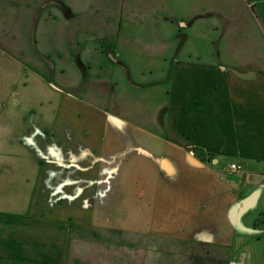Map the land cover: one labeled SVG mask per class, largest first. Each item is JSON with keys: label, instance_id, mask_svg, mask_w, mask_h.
Instances as JSON below:
<instances>
[{"label": "crops", "instance_id": "obj_1", "mask_svg": "<svg viewBox=\"0 0 264 264\" xmlns=\"http://www.w3.org/2000/svg\"><path fill=\"white\" fill-rule=\"evenodd\" d=\"M68 1L71 5L62 0L56 4L69 24L79 14L72 7L78 0ZM89 3L90 9L95 10L102 4L105 16L93 19L94 13L89 10L87 20L78 27L83 32L98 31L103 43L92 51L95 59L90 55L85 65L80 64L87 84L81 91L84 94L77 96L75 88L70 91L61 88L63 80L49 82L46 76L48 71L53 72V64L40 67L32 75L37 83L49 84L47 88L52 92L48 97L55 100L44 101L49 108L29 109L27 114H33L35 126L19 136H15L13 128L16 110H21L19 104L21 101L24 104V97L17 92V86L25 89L31 81L26 71L28 65L21 45L0 42V100L11 98L14 105L0 106V145H14L17 138L36 151L41 179L38 189L45 195L44 205L55 211L62 208L64 201L89 210V198L103 192L109 195L101 200L106 206L124 207L129 190L122 181L128 170L136 176V187L156 183L154 190L165 189L162 198L154 191L157 199L153 200L151 211L159 213L152 218L156 221L152 233L176 244L222 248L225 264H264V234H239L230 222L231 208L259 191L242 221L248 227L264 228V0H216L215 7L204 6L195 18H214L218 26L211 59L173 61L165 97L155 107L153 117H144L141 111L134 113L138 119L151 122L148 126L141 121L130 123L133 120L127 117L122 104L127 93L117 90L113 75L118 77L123 72L139 91L150 87L152 84L133 83L134 60L124 48L142 50L152 58L156 45L123 33L116 25V15L111 14L116 13L115 2L89 0ZM95 3L98 7L91 5ZM6 14L7 8L0 10L2 19H7ZM243 15L246 17L242 20L246 21L241 23L239 17ZM3 27L7 33V23L0 24ZM64 33L75 35L70 31ZM80 53L81 57L82 49ZM73 54H77V48ZM97 59L98 69H93ZM65 79L64 86L74 84L71 78ZM134 99L131 104L139 103ZM67 115L75 117L71 116V123ZM83 116L86 120L81 121ZM149 126L156 127L157 132L150 131ZM93 129L98 131V139L94 138ZM40 133L46 135L44 139L38 138ZM9 159L10 156H2L0 163ZM127 161L129 169H125ZM232 165L239 170H232ZM146 194L140 191L135 204L144 203ZM58 220L0 209V264H66L71 236ZM109 227L103 225L106 230L125 228Z\"/></svg>", "mask_w": 264, "mask_h": 264}, {"label": "rangeland", "instance_id": "obj_2", "mask_svg": "<svg viewBox=\"0 0 264 264\" xmlns=\"http://www.w3.org/2000/svg\"><path fill=\"white\" fill-rule=\"evenodd\" d=\"M57 1L61 0H0V10L7 8V19L0 17V24L5 26L7 23L8 25L7 33L4 32V27L0 28L3 33L0 35V42L15 47L21 45L20 47L24 48V60L28 65L26 71L31 80L25 89L20 85L17 86V92H21L24 97V104L20 97L21 110H16L13 128L15 136L27 129L34 128L35 124L32 121L34 116L27 114L30 112L29 109L37 111L41 106L49 108V105L44 101L49 100L54 103L55 100L48 97L52 92L47 88L49 84L45 86L37 83L38 81H35L32 73L38 72L40 67L53 64V72L45 70L49 72L46 76L47 80L51 83L63 80L62 83L66 84L65 78L69 77L73 80L72 86H64L62 83L59 86L66 91L75 88L73 91L76 95L82 96L84 92L81 91L87 87V84L83 81L80 64L85 65L92 51L103 45L98 31L83 32L78 28L81 22L87 20L86 16L89 15V10L94 13L93 19L105 16L102 15L105 13L102 4L98 10H95L94 8L90 9L89 0L73 2V12L79 16L70 21L69 25L61 15L59 6L56 4ZM62 1L71 5L68 0ZM110 1L116 4V13L111 12V14L116 15V25L124 30L123 33H128L130 36L136 35L137 38L147 39L156 45L154 47L156 51L151 53L154 54L152 58L145 56L146 54L141 52L142 50L133 51L126 50L127 47L124 48V51L131 54V61L134 60L133 68L131 67L133 83L152 84L150 87L142 91L133 88V84L121 72V69H119L120 76L113 75V81L118 83L117 90L127 93L122 104L125 105L127 117L133 120L130 123H140L141 121L143 126H148L150 124L147 123L151 122L143 121L141 117L138 119L134 113L141 111L144 112V117H153L155 107L165 97L166 80L171 73L173 61L177 59L190 61L211 59L213 48H215L212 42L216 37L217 20L210 19V17L204 19L195 17L200 15L199 12L202 9H205L204 6L215 7L216 0ZM91 5L98 7V3ZM244 17L246 15L239 17L241 23L246 21L242 20ZM191 22L193 23L189 26ZM66 31H70L71 34L73 32L75 35L73 37L66 35L64 33ZM70 36L73 40L70 39ZM184 39H186L185 43H183ZM173 43L174 49L172 50ZM78 47L83 52L81 57ZM75 48H77V54H73ZM70 53L72 56L68 55ZM60 57L63 59V65ZM123 57L121 60L125 61ZM91 58L95 59L94 54L91 55ZM118 60L120 59L118 58ZM97 62L98 59L94 60L93 69H98ZM101 62L103 61L101 60ZM66 63L67 65H65ZM100 76H103V73L100 72ZM139 94H142L140 98ZM134 98L139 100V103L131 104L135 101ZM2 105L10 108L14 106L13 100L4 98L0 100V106ZM15 108L17 109V105ZM65 113L67 114V112ZM121 114L125 117L124 112ZM71 116L67 115L68 123H71ZM22 118H25V121H22ZM84 119L86 120L83 116L81 121ZM147 128L157 132L154 126ZM97 133L98 131L93 129L96 139L99 138ZM45 136L40 133L38 138L44 139ZM3 151L5 154H2ZM35 152L28 145L21 144L17 138L14 145H0V157L10 156L8 162L0 163V209L16 215L37 214L59 219L60 224L68 228L71 236L66 264H225V250L222 248L217 249L196 243L176 244L152 233L155 230L154 225H156V221H152V218H155L159 213L153 214L151 211L155 204L153 200L157 199L154 194L158 193L161 198L164 197L165 194L162 193L164 187L154 190L156 183L140 184L139 187H136V176L128 170H125L126 178L122 181L130 193H128L129 200L124 207L110 204L106 206L101 200L108 199L109 195L103 192L89 198V210H82L77 206L78 204L71 205L65 201L62 208L57 211L49 208L44 205L45 195L39 192L41 189H38L41 188V179ZM47 165L45 163L43 167L46 168ZM125 169H129V161H127ZM140 191L147 193V199L142 204H135V197L140 195ZM104 224L108 228L110 225L114 227L124 225L125 228H121L124 230L120 231L127 230V232L106 230L105 227L103 228ZM152 254H154L153 257Z\"/></svg>", "mask_w": 264, "mask_h": 264}, {"label": "water", "instance_id": "obj_3", "mask_svg": "<svg viewBox=\"0 0 264 264\" xmlns=\"http://www.w3.org/2000/svg\"><path fill=\"white\" fill-rule=\"evenodd\" d=\"M259 191L254 192L251 196L234 205L230 210V222L239 234L247 236H261L264 234V228L248 227L244 225L242 218L246 211L252 209L253 203L258 197Z\"/></svg>", "mask_w": 264, "mask_h": 264}, {"label": "built area", "instance_id": "obj_4", "mask_svg": "<svg viewBox=\"0 0 264 264\" xmlns=\"http://www.w3.org/2000/svg\"><path fill=\"white\" fill-rule=\"evenodd\" d=\"M231 169L234 170V171H237V170H239V167H237L236 165H232Z\"/></svg>", "mask_w": 264, "mask_h": 264}]
</instances>
